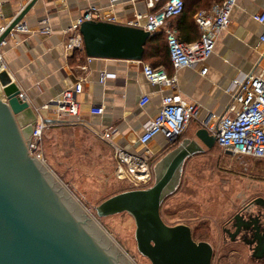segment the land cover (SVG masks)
<instances>
[{"label":"water","instance_id":"95a60500","mask_svg":"<svg viewBox=\"0 0 264 264\" xmlns=\"http://www.w3.org/2000/svg\"><path fill=\"white\" fill-rule=\"evenodd\" d=\"M36 1L20 10L0 40ZM78 32L86 57L131 61H142L152 36L140 26L105 20H85ZM0 84V264H132L29 154L26 142L37 115L9 72H0ZM215 142L203 127L194 138L176 139L151 166L149 186L107 197L94 207L96 216L129 214L137 251L151 264H211V243L195 241L187 224H167L161 207L179 188L186 162ZM255 202L264 206L263 198ZM251 255L264 258V231Z\"/></svg>","mask_w":264,"mask_h":264},{"label":"crops","instance_id":"0c3cea01","mask_svg":"<svg viewBox=\"0 0 264 264\" xmlns=\"http://www.w3.org/2000/svg\"><path fill=\"white\" fill-rule=\"evenodd\" d=\"M30 1L0 0L3 14L0 22H9ZM148 1L37 0L21 20L29 31L7 37L3 56L8 72L23 96L36 115L46 122L45 129L65 123L77 125L101 140V133L109 130L112 143L128 154L142 157L152 166L171 147L162 134L156 135L146 145L138 142L145 123L159 112L163 96L171 92L168 87L149 83L143 75V64L152 63V59L92 58L88 61L80 50L69 53L65 49L66 42L73 36L68 29L84 9L93 6L103 11L109 10L117 23L132 25L138 21L142 25L146 23L147 16L164 2L155 1L151 7ZM218 1L186 0L183 12L171 18L168 24L180 40L193 42L199 38V29L194 22L196 11L208 10ZM263 10L264 0L236 1L231 10L229 26L218 33L214 50L203 63L207 67L205 74H201L199 68L174 70L170 63L163 67L169 75L176 74L175 90L187 102L198 104L216 115L233 113L230 110L235 105L229 90L231 81L250 72L264 70V44L259 41L264 26L254 18ZM137 15L141 17L137 19ZM45 19L51 27L48 35L39 33ZM103 73L107 76L101 82L100 75ZM80 76H84L83 90L78 96L80 116L70 119V122L53 121V108L44 106L59 97ZM145 95L149 96V101L140 106L139 102ZM91 106H104V111L100 115L92 114ZM200 127L197 121H191L178 139L194 138ZM106 144L114 150L110 143ZM203 148L201 153L208 149ZM201 153L192 156L185 167Z\"/></svg>","mask_w":264,"mask_h":264},{"label":"built area","instance_id":"2783aa9c","mask_svg":"<svg viewBox=\"0 0 264 264\" xmlns=\"http://www.w3.org/2000/svg\"><path fill=\"white\" fill-rule=\"evenodd\" d=\"M158 0H149L148 5L154 6ZM237 0H221L214 3L208 10H199L194 15V22L199 29V38L193 42H184L178 38L176 31L169 26L171 18L179 16L184 10V0H164L161 7L147 16L145 24L136 21L135 26H140L149 31L151 35L164 34L169 60L174 70L181 68H199L201 74H205L207 67L203 63L212 54L218 33L226 29L230 24V14ZM17 15V14H16ZM15 15V16H16ZM14 16V17H15ZM141 15H137L139 19ZM264 26V10L254 16ZM3 14L0 11V20ZM0 22V37L7 29L10 22ZM85 20H105L115 22L116 17L111 11H103L96 7H88L83 10L75 24L68 31L73 36L65 44L67 52L82 50V39L78 32L79 25ZM28 26L19 21L10 30L9 34L0 40V72L7 71L3 56V47L9 36L16 33H27ZM40 34L48 35L51 27L48 20L42 21ZM259 41L264 44V29ZM92 58H88L90 61ZM143 75L149 83L168 87L171 92L162 98V106L159 112L145 125L138 138L140 145H146L156 135L162 134L168 144H172L187 129L191 121H197L209 134L214 135L216 144L225 151L235 155L249 156L258 160H264V70L250 72L240 78H234L230 84V92L235 105L230 107L232 114L216 115L198 104L187 102L183 96L175 90L177 87L176 74L169 75L163 68H154L149 64H143ZM100 75V81L106 77ZM84 76L62 91L59 97L53 99L45 108L52 107L55 122H70L80 116L81 104L78 100L83 90ZM0 95L2 86L0 84ZM3 99V98H2ZM149 101V96L141 98L139 105L144 106ZM104 106H91L92 114L100 115ZM46 122L38 116L32 128L31 136L26 142L30 155L37 160L42 159L41 142ZM111 132L105 130L101 138L110 143L114 149L116 166L115 175L120 179H127L133 185L132 189L145 188L153 180V174L149 162L138 155L128 154L110 141ZM148 161V160H147Z\"/></svg>","mask_w":264,"mask_h":264},{"label":"rangeland","instance_id":"374dc122","mask_svg":"<svg viewBox=\"0 0 264 264\" xmlns=\"http://www.w3.org/2000/svg\"><path fill=\"white\" fill-rule=\"evenodd\" d=\"M41 153L38 161L126 258L132 264H151L137 251L129 214L98 218L94 210L107 197L133 187L115 175L114 150L97 135L65 123L45 129ZM257 197L264 199V160L228 154L214 144L187 163L179 188L161 210L167 224H187L195 241L211 243L212 264H264V258L251 257L246 245L224 242L222 232L224 223ZM251 210L253 214L258 207Z\"/></svg>","mask_w":264,"mask_h":264},{"label":"flooded vegetation","instance_id":"af4514ba","mask_svg":"<svg viewBox=\"0 0 264 264\" xmlns=\"http://www.w3.org/2000/svg\"><path fill=\"white\" fill-rule=\"evenodd\" d=\"M255 199L250 200L238 209L222 226L224 242L228 239L231 243L246 245L249 247L251 254L257 244V239L261 237L264 231V206L257 204ZM254 206H257L258 210L252 214L251 208Z\"/></svg>","mask_w":264,"mask_h":264},{"label":"trees","instance_id":"16d2710c","mask_svg":"<svg viewBox=\"0 0 264 264\" xmlns=\"http://www.w3.org/2000/svg\"><path fill=\"white\" fill-rule=\"evenodd\" d=\"M185 1L186 0H184V4H185ZM80 51H81V54L85 55L83 50H80ZM147 59H150V60L152 59V63H150L149 65H151L154 68H163V67L167 66L168 63H170L168 49H167L164 34H155L149 38V40L147 41V43L145 45V50H144V55H143L142 60H147ZM170 65H171V63H170ZM215 144H216V142H215ZM161 216H162V218H164L163 214H162V210H161ZM192 237H193V234H192Z\"/></svg>","mask_w":264,"mask_h":264}]
</instances>
